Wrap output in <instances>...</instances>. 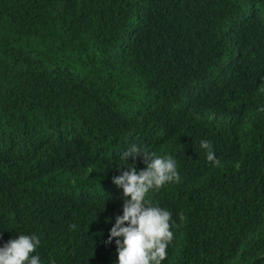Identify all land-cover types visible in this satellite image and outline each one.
<instances>
[{
    "label": "trees",
    "instance_id": "16d2710c",
    "mask_svg": "<svg viewBox=\"0 0 264 264\" xmlns=\"http://www.w3.org/2000/svg\"><path fill=\"white\" fill-rule=\"evenodd\" d=\"M261 108L264 0H0V247L118 264L136 145L180 176L145 198L172 214L161 264H264Z\"/></svg>",
    "mask_w": 264,
    "mask_h": 264
},
{
    "label": "clouds",
    "instance_id": "9594fccd",
    "mask_svg": "<svg viewBox=\"0 0 264 264\" xmlns=\"http://www.w3.org/2000/svg\"><path fill=\"white\" fill-rule=\"evenodd\" d=\"M264 111V108L259 109ZM200 147L207 150V160L215 165L211 143L202 140ZM142 156L146 168L137 171L136 158ZM132 164L129 170L113 177V183L123 189V214L116 217L110 229L107 243L114 237L118 252V264H161L167 257V247L173 240L172 214L166 209L152 206L146 201L151 189L159 190L166 183L179 181L177 163L172 156L160 157L147 149L132 145L122 154V159ZM70 227L75 228L73 224ZM122 239H119L121 238ZM40 244L35 235H19L0 247V264H40L39 256L32 255Z\"/></svg>",
    "mask_w": 264,
    "mask_h": 264
}]
</instances>
